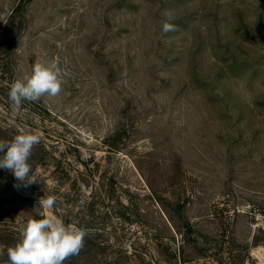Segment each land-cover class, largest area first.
Masks as SVG:
<instances>
[{
	"label": "rangeland",
	"instance_id": "374dc122",
	"mask_svg": "<svg viewBox=\"0 0 264 264\" xmlns=\"http://www.w3.org/2000/svg\"><path fill=\"white\" fill-rule=\"evenodd\" d=\"M38 60L62 92L16 111ZM0 129L40 137L34 183L0 169V264L45 217L90 230L65 264H264V0H0Z\"/></svg>",
	"mask_w": 264,
	"mask_h": 264
},
{
	"label": "clouds",
	"instance_id": "9594fccd",
	"mask_svg": "<svg viewBox=\"0 0 264 264\" xmlns=\"http://www.w3.org/2000/svg\"><path fill=\"white\" fill-rule=\"evenodd\" d=\"M163 15L162 31H174L172 14L165 11ZM62 84L59 64L38 60L29 74L10 84L8 98L13 109L19 111L23 101L38 102L44 96L57 97L62 92ZM39 143V135L28 132L16 135L11 141L0 140V153H4L0 156V169L14 174L19 182L14 187L27 188L36 181L31 175L29 161L34 146ZM41 204L51 209L55 197L47 196ZM89 231L76 224H65L60 219H29L21 229L17 243L7 249V264H65L71 257L79 255Z\"/></svg>",
	"mask_w": 264,
	"mask_h": 264
},
{
	"label": "trees",
	"instance_id": "16d2710c",
	"mask_svg": "<svg viewBox=\"0 0 264 264\" xmlns=\"http://www.w3.org/2000/svg\"><path fill=\"white\" fill-rule=\"evenodd\" d=\"M2 129H0V131H1ZM4 154V153H3ZM3 154H1L0 156H2ZM192 228L191 227H189L188 228V230L183 234V239H185V241L188 239L189 240V233L191 232L192 233ZM86 237H92V236H86ZM86 237H85V239H86ZM84 248V247H83Z\"/></svg>",
	"mask_w": 264,
	"mask_h": 264
}]
</instances>
